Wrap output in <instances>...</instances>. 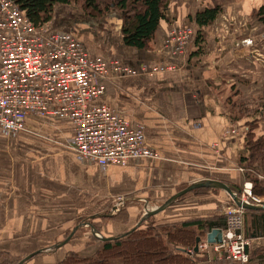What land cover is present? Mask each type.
Masks as SVG:
<instances>
[{
    "label": "crops",
    "instance_id": "0c3cea01",
    "mask_svg": "<svg viewBox=\"0 0 264 264\" xmlns=\"http://www.w3.org/2000/svg\"><path fill=\"white\" fill-rule=\"evenodd\" d=\"M215 6L228 20L226 36L207 37L200 57H169L162 48L165 34L179 27V21L184 26L195 10ZM262 7L264 0H169L154 51L125 46L117 10L94 19L74 6L57 7L48 29L70 31L92 58L119 60L136 70L161 63L177 68L153 76L111 74L102 99L120 117L144 128L147 145L159 158L107 169L82 162L72 148V124L55 118L31 115L25 132L0 131V253L25 257L46 252L27 264H60L73 252L94 257L102 241L125 236L139 226L151 192L160 191L158 195L168 198L162 192L174 194L178 186L210 179L230 187L245 184L241 160L249 156L247 123L259 119L255 134L264 136V105L259 107L261 114L250 118L257 114L255 102L264 103V14L262 21L252 18ZM193 50L190 45L189 53ZM237 101L251 109L240 120H235ZM132 198L138 200L125 202ZM116 199L120 204L114 203ZM211 200L198 199L190 210L185 204L172 211L176 203L156 219L173 223L207 217L217 211L213 204L219 201ZM105 204L120 205L115 213H122L126 221H96L100 231L88 222L78 224L83 215L94 220L110 214L113 205L109 213L106 209L98 213ZM70 233L71 242L63 245ZM249 240L253 264H264L259 257L264 238ZM199 257L208 261L202 264L214 260L211 255Z\"/></svg>",
    "mask_w": 264,
    "mask_h": 264
},
{
    "label": "built area",
    "instance_id": "2783aa9c",
    "mask_svg": "<svg viewBox=\"0 0 264 264\" xmlns=\"http://www.w3.org/2000/svg\"><path fill=\"white\" fill-rule=\"evenodd\" d=\"M190 28L167 33L164 49L173 59L184 57L193 39ZM176 71L161 63L136 70L119 60L92 58L87 47L68 30L37 27L13 0H0V131L25 132L31 115L72 124V148L78 159L98 165L126 167L131 162L158 159L146 141L143 127L120 117L102 99L105 82L118 77L150 76ZM242 203L261 206L264 199L245 183ZM245 213L234 202L226 208L227 229L223 242L200 243V251L219 261L253 264L250 241L245 234Z\"/></svg>",
    "mask_w": 264,
    "mask_h": 264
},
{
    "label": "trees",
    "instance_id": "16d2710c",
    "mask_svg": "<svg viewBox=\"0 0 264 264\" xmlns=\"http://www.w3.org/2000/svg\"><path fill=\"white\" fill-rule=\"evenodd\" d=\"M20 11L33 22L37 27L48 25L54 18L55 9L59 6H74L80 9L90 18L100 19L117 10L122 17V35L125 46L144 51H154L157 49L155 40L161 28V23L166 19V8L169 0H13ZM222 8L215 6L212 8L204 7L195 10L185 20L184 26H193L195 35L191 41L194 50L187 56L189 59L200 57L202 54V44L205 42L204 29L215 23L222 14ZM264 7L254 11L253 21H262ZM167 33L163 39L162 48ZM168 64V63H167ZM156 66V65H155ZM263 101L262 99H260ZM261 101L253 105L257 114H251L250 118L261 114L259 110ZM237 108L238 115L235 120H240L251 110L249 104L233 103ZM246 143L249 152L248 157H243L241 167L244 171V182L253 183V193L264 198V136L257 137L255 132L259 128V119H254L247 123ZM244 185V184H243ZM243 185L230 187L233 191H240ZM188 185L178 186L173 195L161 202L163 206L172 196L186 189ZM235 192V191H234ZM217 193L226 195V192L220 189H197L178 199L176 203L184 201L188 196H212ZM153 193L150 196L153 197ZM146 201L150 203L151 199L147 196ZM131 204V202H128ZM170 206V207H171ZM169 207V208H170ZM168 208V209H169ZM167 209V210H168ZM165 212V211H164ZM250 215L251 224L247 225L246 216ZM158 215L150 218L138 219V227L131 229L125 236H118L113 239L102 241V247L94 257H83L78 253H70L60 264H202L208 262L205 258H200L195 252L198 238H205L215 229L225 231L227 229V216L220 214V208L211 215L203 218L191 219L173 223H163L158 221ZM122 220V213H115L112 217H99L97 219H88L85 222L90 227L99 230L96 221L107 223L111 221L125 222ZM99 222V223H100ZM251 225V226H250ZM251 228V230H250ZM100 231V230H99ZM245 233L248 239L264 238V211L248 210L245 213ZM71 233L66 235V239ZM72 240V238H71ZM71 240L68 242L70 243ZM192 250L193 253H190ZM46 252H39L31 260L42 256ZM263 254L259 256L264 259ZM25 258V257H24ZM24 258L11 260L8 255H0V264H19ZM251 261L253 257L250 253ZM212 264H238L232 261L212 260Z\"/></svg>",
    "mask_w": 264,
    "mask_h": 264
},
{
    "label": "rangeland",
    "instance_id": "374dc122",
    "mask_svg": "<svg viewBox=\"0 0 264 264\" xmlns=\"http://www.w3.org/2000/svg\"><path fill=\"white\" fill-rule=\"evenodd\" d=\"M222 14H224V13H222ZM222 17V15L220 16V20L219 21H216L215 23H213L212 25H210V26H208V27H206L205 29H204V31H205V39L207 40V37H209V36H211V37H217V39H223V36L225 37L226 36V31H227V29H228V20L226 19V18H221ZM222 19V20H221ZM239 19V18H238ZM239 22H242V23H245V21L244 20H240ZM179 27H174V28H172V29H170L169 31H172V30H184L185 28H190V29H192L193 31H194V28H193V26H181V22L179 21V25H178ZM168 31V32H169ZM194 34H195V31H194ZM194 37V36H193ZM193 40V39H192ZM206 40H205V42H206ZM165 44V43H164ZM191 44V43H190ZM163 50L165 51V49H164V45H163ZM166 53V52H165ZM203 54V53H202ZM179 58H181V57H179ZM177 69V68H176ZM109 83V81H106L105 82V85H107ZM246 183H251V182H246ZM252 185H253V183H251ZM243 187H244V185H243ZM243 187H242V189L240 190V191H237V190H234L235 191V193L236 194H242L243 193ZM175 192V191H174ZM159 193H161L160 191H154L153 192V197H151L150 195H149V197L150 198H152L151 199V201H150V203L148 202V205H147V207H146V209H148L147 211H152V209H156V208H158L160 205H161V202L163 201V200H165V198H167V197H164L163 198V196L162 195H158ZM162 193H167V194H169V195H167V196H171V195H173V192H171V191H169V190H167V191H165V192H162ZM221 195H223V194H221V193H217V194H214V195H212V196H209V195H205V196H195V195H191V196H188L184 201H182V202H179L178 204H176L174 207H173V210L172 211H176L174 208L176 207L177 209H181L182 208V205H185V204H187L188 205V209L190 208H193L195 205V203H196V200H198V199H205V198H213L214 200H211V201H219L218 203H214L213 205H215L216 206V208L217 209H219L220 208V212H221V214H223V215H225V211H226V208L228 207V206H230L231 204H233V200H232V198L230 197V196H228L227 194V197H225V196H221ZM137 196H139V194H137V195H134V196H132V197H137ZM221 196V197H220ZM157 197V198H156ZM160 198V199H159ZM211 201H209V202H211ZM116 202H118V204H120V200L119 199H116V201L114 202V203H116ZM113 203V204H114ZM113 204H105V205H103V209H99V212L98 213H101L103 210H105L106 209V211H108V210H111L112 209V207L114 206ZM117 204V205H118ZM107 205V206H106ZM113 205V206H112ZM117 205H115V206H117ZM114 206V207H115ZM120 206V205H119ZM142 206V205H141ZM128 207H133L132 205H130V206H128ZM142 207H144V209H145V205H143ZM135 208V207H134ZM189 209V210H190ZM142 210V209H141ZM222 210V211H221ZM147 211H143L142 210V212H141V215L139 216V217H142V216H144V213L146 214L147 213ZM108 213H109V211H108ZM173 213V212H172ZM147 215V214H146ZM162 221V220H161ZM83 222H85V215H83L82 216V218L81 219H79V221H78V224L79 223H83ZM207 237V236H206ZM206 237L205 238H202V240H201V242L202 241H204L205 239H206ZM200 242V243H201ZM200 243H199V247H200ZM189 252L190 253H193V251L192 250H189ZM5 255V253H0V255ZM198 255H200V254H202V256H207V252L206 253H203L202 251H200V249H199V252L197 253ZM7 255V254H6ZM9 256V255H8ZM28 255H26L25 256V258L27 257ZM10 257V256H9ZM11 258V260H18V259H22V258H24V257H10ZM24 258V259H25ZM202 258H204V257H202Z\"/></svg>",
    "mask_w": 264,
    "mask_h": 264
},
{
    "label": "water",
    "instance_id": "95a60500",
    "mask_svg": "<svg viewBox=\"0 0 264 264\" xmlns=\"http://www.w3.org/2000/svg\"><path fill=\"white\" fill-rule=\"evenodd\" d=\"M202 188H207V189L215 188V189H220V190L225 191L226 193H228V195L232 198V200L234 201V203L238 207L243 208L246 211H248V210L264 211V202H263V204L261 206H253V205L244 204V203H242V201L239 198L238 194H236L226 183L210 179V180H204V181H201L199 183H195L193 185L188 186L186 189H184V190L180 191L179 193L175 194L174 196H172L163 206L158 207L156 209H153L152 211H147V213H146L147 215H145L146 217L144 219L150 218L152 216H156V215L166 211L178 199L186 196L187 194L193 192L194 190L202 189ZM132 200L137 201L138 199L137 198L126 199L125 202L126 201H132ZM118 208H119V205L115 206L113 208V211L110 214H108V215H98V217H112L114 215V213L118 210ZM96 217H93V218H96ZM72 236L73 235H71L63 243V245L67 244L71 240ZM206 239H207V242L210 245H215V244L222 243L223 242V230H221V229L213 230L211 233H209L207 235ZM201 240H202V238H198L197 245H196V248H195V252L196 253L199 252V243L201 242ZM37 253H39V252H37ZM37 253H34V254H31V255L27 256L19 264H26V262H28Z\"/></svg>",
    "mask_w": 264,
    "mask_h": 264
},
{
    "label": "bare ground",
    "instance_id": "6f19581e",
    "mask_svg": "<svg viewBox=\"0 0 264 264\" xmlns=\"http://www.w3.org/2000/svg\"><path fill=\"white\" fill-rule=\"evenodd\" d=\"M238 196H239V198H240V196H241V195H240V194H238ZM260 198H261V197H260ZM261 199H264V198H261ZM233 202H234V201H233ZM244 210H245V209H244ZM245 211H246V210H245ZM245 234H246V233H245ZM249 241H250V240H249ZM250 246H251V243H250Z\"/></svg>",
    "mask_w": 264,
    "mask_h": 264
}]
</instances>
